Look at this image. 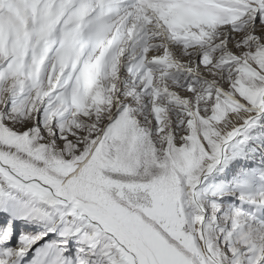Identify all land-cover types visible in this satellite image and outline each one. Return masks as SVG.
Here are the masks:
<instances>
[{"label":"snow or ice","instance_id":"snow-or-ice-1","mask_svg":"<svg viewBox=\"0 0 264 264\" xmlns=\"http://www.w3.org/2000/svg\"><path fill=\"white\" fill-rule=\"evenodd\" d=\"M0 264H264V0H0Z\"/></svg>","mask_w":264,"mask_h":264}]
</instances>
